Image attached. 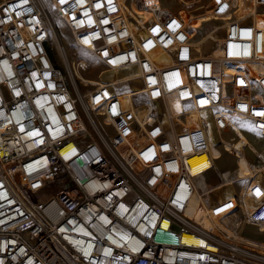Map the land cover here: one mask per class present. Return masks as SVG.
Segmentation results:
<instances>
[{
  "label": "built area",
  "instance_id": "2783aa9c",
  "mask_svg": "<svg viewBox=\"0 0 264 264\" xmlns=\"http://www.w3.org/2000/svg\"><path fill=\"white\" fill-rule=\"evenodd\" d=\"M47 2L95 72L124 75L78 91L70 76L91 63L67 48L54 63ZM177 2L211 28L159 0L0 1V264H264V239L243 233H264V178L221 200L197 183L212 169L236 179L210 148L230 155L245 124L264 140V0ZM197 152L209 168L192 170Z\"/></svg>",
  "mask_w": 264,
  "mask_h": 264
},
{
  "label": "bare ground",
  "instance_id": "6f19581e",
  "mask_svg": "<svg viewBox=\"0 0 264 264\" xmlns=\"http://www.w3.org/2000/svg\"><path fill=\"white\" fill-rule=\"evenodd\" d=\"M159 2L162 3L161 0H159ZM198 11H199V13L196 14L194 12H191L189 9L185 10V12L187 14L186 16H187V18L189 20L188 21L189 25L193 26L194 28H197V27L201 28V25H199V24H201L203 22H207L209 20H213L214 21V19L204 9H198ZM129 19H130L131 22L136 23V15L134 14L133 10L131 11V14L129 15ZM50 23L53 26H55L54 22L52 21V19H50ZM256 24L258 26H263L264 25V20L261 19L260 17H257L256 18ZM221 38H222V36H220V37L216 36V39H218V40H221ZM52 39H54L55 46L60 51L59 54L62 53L63 59L65 61L64 53L62 52L63 48H67V46H66L67 44L65 43V39L60 38V35L59 36L54 35L52 37ZM198 54L216 56V55L219 54V45L213 46L210 51H205V50L203 51V50L198 48ZM153 56L156 57V59H161L162 58V54H161L160 49H157L153 53ZM229 67L227 65L225 66L226 71L229 69ZM90 72H91V70H90ZM95 73L99 74L98 77H100V79L97 78V77L96 78H86V77L83 76L81 70H76L74 73L71 74L70 77H71V81L76 86L77 90L79 91L78 82H83L84 85L85 84L86 85L87 84L93 85V84H96V82H98V83L101 82L103 84H107L109 82H113L118 77L124 75L123 69L120 68V67H116V66H113V67L102 66L101 72L99 73V71H98V72H95ZM117 93H118L119 97L122 99V101L124 102L125 106L132 105L131 99L129 97L130 96L129 92L127 90H119ZM173 105H174L175 109L178 110L179 106H178V103L176 102L175 99H173ZM86 113H87V116L90 119L94 120V118H96L95 115H94L95 114L94 111L91 110L90 108L86 109ZM238 131H239L240 139L234 141L233 143H230V144L226 145L228 149H230L233 152H235L236 156L235 155L234 156L237 157V158L239 157L238 158L239 161L242 162V164L239 167L236 166L235 167L236 169H234V172H236L235 173L236 179L231 180L232 178L228 177L225 180H223V181H221L219 183H216V185L209 186L204 181V173L201 174L197 178L198 185H200L201 187L205 186V188H207L208 190L214 192V195L219 200L223 199L224 197L231 196L236 191L235 185H234L236 181L245 180L244 183H247V182H250L251 179H253L255 181V180L259 179V177H261V176L264 178V151H262L263 153L262 152H258L257 156H255L257 159H260L261 163L259 165H254L253 163H252V165L249 164V160H248L247 156H246L247 159H245L244 154L242 152H240V151H241V149H243V145L245 143H250L251 140L249 141L248 137L241 130H238ZM215 148H217V147H211L210 148V154H211V156L213 158H214L213 150ZM188 162L191 164L192 170H197V168H201V169L209 168L210 167V163H211L210 158L208 157V155L205 152H197V153H194V154L190 155L188 157ZM213 165L215 167L218 166L215 160L213 161ZM209 171H211V170H209ZM222 172H223V176H226L228 174H231L232 171L226 169V170H224ZM243 172H244V175L241 174ZM197 198H198V196L196 194H194V197L191 200V204H190L189 209H193V207L196 205ZM182 236H183L184 240H188L191 243H193L194 245L205 246L204 240L201 237H199V236L191 235V234H183Z\"/></svg>",
  "mask_w": 264,
  "mask_h": 264
},
{
  "label": "rangeland",
  "instance_id": "374dc122",
  "mask_svg": "<svg viewBox=\"0 0 264 264\" xmlns=\"http://www.w3.org/2000/svg\"><path fill=\"white\" fill-rule=\"evenodd\" d=\"M45 1H47V0H45ZM161 1H162L163 5L171 8L172 10H176L180 13L187 15L185 12L186 9L182 6H180L179 3L177 2V0H161ZM47 9H48V15L51 17L52 21L54 22L55 32H57L56 35L57 36L60 35V38L65 39V43L67 44L66 45L67 51L73 50L77 57H85L91 63V66H89V68L82 70L83 76L86 78H96L97 77L100 79V77H98L99 74L95 73L94 66L96 65V62L94 61V59H92V57H90L84 50H81V49L76 48V47L68 46L70 44L69 42L71 40V37H70V35L66 29V25H65L64 21L58 16V14L55 12V10L52 8V6L48 2H47ZM207 22H208V24H206V25H205V22L199 24V25H201V28L205 25V28L202 31V34L211 28L213 20H209ZM221 30L222 29L217 30L214 33L213 37L214 36H215L214 38H216V36L220 37L222 35ZM51 41L53 43V48L50 50V56H51V58L55 64L64 67L66 64H64L65 61L63 59L62 53L59 54L60 51L55 46L54 39H51ZM214 44H215V42H213L211 40L208 44V47H210ZM230 69H231V66L229 67V69L227 71H230ZM90 70H91V72H90ZM78 85H79L78 87H79L80 92H87L90 89H92L95 84H93V85H90V84L86 85L85 84L84 85L83 82H78ZM244 129L248 133V135L246 134V132H244V131H242V132L248 137L249 141L251 140L250 143H252L256 149L261 150L262 146L264 145V140L257 138L255 136V133L250 129V127L247 124L244 125ZM227 150H229V154L231 156L228 155L227 153H225L224 151L220 150L218 147L213 150L214 158H217V160L215 159V161L218 165L217 168L219 171H224V170L228 169V170H231L232 172H234L233 171L234 167L238 166L240 161L237 157L234 156V155H236L235 152H233L232 150H230L228 148H227ZM245 151H246V156L249 160V164L252 165V163H253L254 165H259L261 163L260 159H257L255 156H253V154L250 151H248V149H245ZM241 174L244 175V172ZM204 181L206 182L207 185L212 186V185H216V183L221 182V178H219L216 171L214 169H212L211 171L204 174ZM244 181L245 180L236 181V183L234 184L235 189H236V187H239L241 184H243ZM243 233H245L246 235H249L251 237L257 238V239H264V233H259L252 227H247L246 229L243 230Z\"/></svg>",
  "mask_w": 264,
  "mask_h": 264
},
{
  "label": "crops",
  "instance_id": "0c3cea01",
  "mask_svg": "<svg viewBox=\"0 0 264 264\" xmlns=\"http://www.w3.org/2000/svg\"><path fill=\"white\" fill-rule=\"evenodd\" d=\"M235 156H236V155H235ZM244 156H245V154H244ZM238 158H239V157H238ZM245 159H247L246 156H245ZM241 164H242V162L240 161L238 167H239ZM235 169H236V168H235Z\"/></svg>",
  "mask_w": 264,
  "mask_h": 264
}]
</instances>
